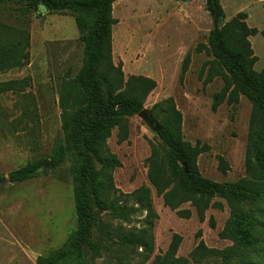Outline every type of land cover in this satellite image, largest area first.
<instances>
[{
  "label": "rangeland",
  "instance_id": "374dc122",
  "mask_svg": "<svg viewBox=\"0 0 264 264\" xmlns=\"http://www.w3.org/2000/svg\"><path fill=\"white\" fill-rule=\"evenodd\" d=\"M220 2L225 11L223 24L244 12L248 25L260 31L250 41L257 58L255 69L264 71V0ZM113 16L118 21L113 27V61L122 67L124 83L133 75L157 82L144 108L153 115L157 103L173 98L182 113L185 140L209 145L198 159L202 175L221 183L250 178L246 156L254 106L249 97L241 95L236 105L225 102L216 111L212 109L214 94L223 87V80L215 73L220 66L208 49L214 19L206 0H117ZM0 26L23 28L30 38L24 65L0 67V82H20L13 90L0 93V177L5 179L0 184V264H38L40 256L61 248L77 227L75 158L69 155L60 166H49L26 182L9 183L7 179L11 172L29 163L52 162L58 145L66 143L61 98H73L68 88L82 67L83 45L74 14L50 11L42 5L6 3L0 8ZM187 56L188 70L182 75ZM210 71L216 75L207 81ZM127 119V139L120 140L119 127L107 139L110 151L122 162L112 172L113 182L122 203L123 194L144 185L151 188L153 208L158 214L154 248L145 260L140 255L143 247L134 252L122 251L117 249L120 237L104 236L103 228L107 227L137 234L147 226L149 214L145 210L121 219L100 211L94 189L103 179L102 166L95 161L90 186L93 220L83 248L84 264H152L156 256L169 250L174 234L182 237L176 257H188L202 240L210 248L231 247L234 240L220 236L232 214L227 200L215 197L223 208L210 207L204 221L190 202L181 206L192 211L190 218H182L167 207L148 177L153 147L162 150L159 131L138 114ZM157 119L161 125L164 114ZM221 157L229 164L226 174L220 168ZM134 204L130 199L127 205ZM101 242L112 251L95 255V244Z\"/></svg>",
  "mask_w": 264,
  "mask_h": 264
},
{
  "label": "trees",
  "instance_id": "16d2710c",
  "mask_svg": "<svg viewBox=\"0 0 264 264\" xmlns=\"http://www.w3.org/2000/svg\"><path fill=\"white\" fill-rule=\"evenodd\" d=\"M117 0H0V8L6 3L42 5L50 11L70 12L76 16L83 45V63L72 85L68 88L72 100L61 98L62 127L66 143L59 144L52 156V167L60 166L66 157L73 155L76 162L74 174L77 227L63 246L38 258V264H84L83 248L88 241L93 220L90 186L95 161L102 166L103 179L96 183L94 199L100 211H107L113 218L130 219L138 212L147 211V226L137 232L124 233L120 229L103 228L107 238L120 237L119 250L137 251L147 259L154 248V222L158 214L153 208L152 190L141 186L132 193L123 194L120 201L114 186L112 172L122 165L118 156L108 147L111 131L119 127L120 140L127 139L128 117L144 109L149 94L157 87L156 80L138 75L124 83L122 67L113 61V5ZM206 8L214 19L209 35V51L220 66L223 87L213 97L212 109L216 111L223 103L236 105L240 96L249 97L254 106L250 121L246 166L250 178L233 183H221L202 175L199 156L209 150V145L185 140L182 130V113L173 98L153 107V115L164 114L159 136L160 147H153L148 159L150 184L164 204L177 211L182 218H190V209L181 206L190 202L196 208L201 221L205 220L210 207L223 208L214 201L221 196L232 208V214L220 236L233 239L234 244L223 250L210 248L202 240L188 257H176L182 242L179 234L173 235L169 250L158 255L152 264H263L264 261V71H257V58L250 37L258 34L257 28L248 25L247 14L238 13L222 23L225 11L220 0H206ZM23 14L26 10L20 8ZM0 26V67H19L28 59L29 33L18 27ZM264 36V31L261 32ZM185 58L182 75L189 66ZM214 68H211V71ZM210 74L207 81L216 75ZM19 81L0 82V93L11 91ZM43 161L29 163L10 173L12 183L31 180L44 170ZM223 173L229 170L228 162L221 157ZM5 179L0 177V184ZM134 200V205H127ZM138 207H137V206ZM211 224L215 226L213 220ZM201 235V232H199ZM111 252L105 242L95 244L94 254ZM124 264H131L125 261ZM143 264V263H142Z\"/></svg>",
  "mask_w": 264,
  "mask_h": 264
},
{
  "label": "water",
  "instance_id": "95a60500",
  "mask_svg": "<svg viewBox=\"0 0 264 264\" xmlns=\"http://www.w3.org/2000/svg\"><path fill=\"white\" fill-rule=\"evenodd\" d=\"M142 119H144L147 124L152 127L154 130L159 131L161 129V125L158 123V121L154 118L151 111L147 108H144L139 114ZM49 166H52V162H48L44 165V169L48 168ZM7 182H11V179L8 178Z\"/></svg>",
  "mask_w": 264,
  "mask_h": 264
}]
</instances>
